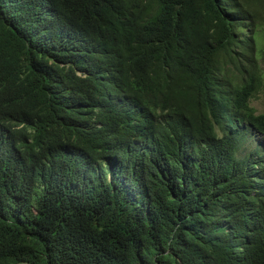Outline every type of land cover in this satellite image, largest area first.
<instances>
[{
	"label": "trees",
	"instance_id": "obj_1",
	"mask_svg": "<svg viewBox=\"0 0 264 264\" xmlns=\"http://www.w3.org/2000/svg\"><path fill=\"white\" fill-rule=\"evenodd\" d=\"M260 94L264 0H0V264H264Z\"/></svg>",
	"mask_w": 264,
	"mask_h": 264
},
{
	"label": "rangeland",
	"instance_id": "obj_2",
	"mask_svg": "<svg viewBox=\"0 0 264 264\" xmlns=\"http://www.w3.org/2000/svg\"><path fill=\"white\" fill-rule=\"evenodd\" d=\"M252 107L257 110L258 114H263L264 113V95L260 94L259 98L257 100L253 101ZM6 132L9 133V130H7ZM250 135L252 138L250 139V141L247 145V147L249 149L256 146V143H258V141L263 142V144H264V137L262 135L254 136V134L252 132H250ZM253 140H255V141H253Z\"/></svg>",
	"mask_w": 264,
	"mask_h": 264
}]
</instances>
